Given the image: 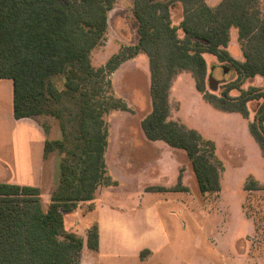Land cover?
<instances>
[{
  "label": "trees",
  "instance_id": "obj_1",
  "mask_svg": "<svg viewBox=\"0 0 264 264\" xmlns=\"http://www.w3.org/2000/svg\"><path fill=\"white\" fill-rule=\"evenodd\" d=\"M175 2L183 13L178 24L171 16ZM114 3L0 0V78L12 81L13 116L54 117L63 132L62 139L44 142V158L54 151L63 155L46 210L40 188L0 182V264L81 263L84 241L64 230V217L80 203L91 202L104 179L103 115L130 108L122 99L103 96L101 90L107 74L139 52L147 55L150 71L151 111L141 121L143 134L149 141L185 152L202 195L220 191V162L212 140L169 119L170 87L179 73H191L197 91L220 111L247 118V104L261 100L248 128L264 156V83L242 88L256 76L264 79L260 0H221L214 8L204 0H133L137 44L127 49L128 55H115L103 68L94 69L91 52L105 36ZM232 29L237 30L243 60L227 50ZM205 54L227 62L236 74L220 96L205 90ZM57 76L63 77V89L53 81ZM231 91L238 95H230ZM253 188L255 183L247 189ZM98 244L93 226L86 234V247L96 251Z\"/></svg>",
  "mask_w": 264,
  "mask_h": 264
},
{
  "label": "rangeland",
  "instance_id": "obj_2",
  "mask_svg": "<svg viewBox=\"0 0 264 264\" xmlns=\"http://www.w3.org/2000/svg\"><path fill=\"white\" fill-rule=\"evenodd\" d=\"M220 1L204 0L211 8ZM132 6L133 0H115L105 36L91 52L94 69L103 68L115 55H128L127 49L137 44ZM259 8L264 13V0ZM171 16L173 24L183 19L179 2L174 3ZM227 50L243 60L236 29L231 30ZM205 59V90L220 96L236 74L227 62L211 55ZM53 81L63 89L62 76ZM104 81L102 95L122 99L130 110L103 115L107 131L104 179L94 200L80 203L64 217V230L84 241L80 264H264V156L248 128L262 101H250L244 118L205 101L191 73L182 72L173 79L169 119L212 140L220 162V191L205 196L185 152L162 141H149L143 134L141 121L151 111L147 55L139 52L126 58ZM263 83L256 76L242 88ZM35 123L46 131V139H62L58 119L39 116ZM62 156L54 151L44 158L40 188L44 210L58 182ZM253 183L255 188L248 190ZM93 226L98 232L96 251L86 247V234Z\"/></svg>",
  "mask_w": 264,
  "mask_h": 264
},
{
  "label": "crops",
  "instance_id": "obj_3",
  "mask_svg": "<svg viewBox=\"0 0 264 264\" xmlns=\"http://www.w3.org/2000/svg\"><path fill=\"white\" fill-rule=\"evenodd\" d=\"M45 140L35 119L14 118L12 81L0 78V182L41 188Z\"/></svg>",
  "mask_w": 264,
  "mask_h": 264
}]
</instances>
